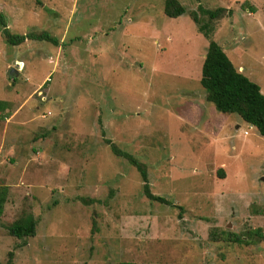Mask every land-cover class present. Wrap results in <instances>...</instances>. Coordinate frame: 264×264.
Here are the masks:
<instances>
[{"label": "rangeland", "instance_id": "374dc122", "mask_svg": "<svg viewBox=\"0 0 264 264\" xmlns=\"http://www.w3.org/2000/svg\"><path fill=\"white\" fill-rule=\"evenodd\" d=\"M178 1L0 0L13 34L59 42L0 31V264H264V137L207 102L191 15L231 10L211 39L264 94V0Z\"/></svg>", "mask_w": 264, "mask_h": 264}, {"label": "trees", "instance_id": "16d2710c", "mask_svg": "<svg viewBox=\"0 0 264 264\" xmlns=\"http://www.w3.org/2000/svg\"><path fill=\"white\" fill-rule=\"evenodd\" d=\"M165 15L169 18H178L187 13L184 6L178 0H166ZM199 11L209 18V22L201 21L197 12L192 13L193 21L198 25V31L208 40H210L207 53L202 66V75L200 83L205 90V98L208 103H212L216 110L223 114L237 115L245 123L254 127L258 133L264 137V94L261 87L250 80L242 72H239L223 48L214 40L211 35L214 26L211 21L221 19L231 15V10L218 8L209 10L200 7ZM0 31L7 44L19 46L27 40L45 41L54 45H59L58 39L44 32L40 34L29 33L27 35L13 34L8 27L6 16L0 12ZM8 108V103L0 101V119H6L8 114L4 113ZM112 152L121 158L126 159L140 173L144 182L145 196L155 202L171 205L166 199L156 196L151 192L147 166L134 156L122 151L110 141ZM3 194V195H2ZM5 193L0 191V214H3L5 205ZM37 223L33 216H27L17 220L10 226L11 236L23 239L34 237L36 235ZM229 241L243 243L238 237L227 238ZM120 264H135L132 262H123Z\"/></svg>", "mask_w": 264, "mask_h": 264}, {"label": "water", "instance_id": "95a60500", "mask_svg": "<svg viewBox=\"0 0 264 264\" xmlns=\"http://www.w3.org/2000/svg\"><path fill=\"white\" fill-rule=\"evenodd\" d=\"M11 74H18V71L15 70V69H13V70L11 71Z\"/></svg>", "mask_w": 264, "mask_h": 264}, {"label": "crops", "instance_id": "0c3cea01", "mask_svg": "<svg viewBox=\"0 0 264 264\" xmlns=\"http://www.w3.org/2000/svg\"><path fill=\"white\" fill-rule=\"evenodd\" d=\"M201 35V34H200ZM203 36V35H202ZM206 55V54H205ZM204 59H205V56H204Z\"/></svg>", "mask_w": 264, "mask_h": 264}]
</instances>
